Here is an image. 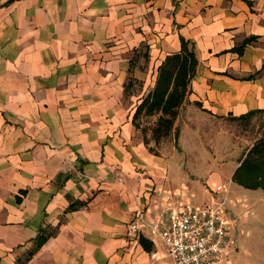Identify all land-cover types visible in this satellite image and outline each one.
Returning <instances> with one entry per match:
<instances>
[{"label":"crops","instance_id":"1","mask_svg":"<svg viewBox=\"0 0 264 264\" xmlns=\"http://www.w3.org/2000/svg\"><path fill=\"white\" fill-rule=\"evenodd\" d=\"M183 45L167 134L136 114ZM263 67L264 0H0V264H173L151 228L190 196L168 139L187 107L264 121Z\"/></svg>","mask_w":264,"mask_h":264},{"label":"rangeland","instance_id":"2","mask_svg":"<svg viewBox=\"0 0 264 264\" xmlns=\"http://www.w3.org/2000/svg\"><path fill=\"white\" fill-rule=\"evenodd\" d=\"M154 77L152 74L150 83L154 82ZM139 87L141 95H147L149 90H142V82ZM187 109L182 112L176 137L167 138L169 142H175L178 150L181 148L185 152L186 188L190 196H182L183 203L197 209L215 205L220 197L225 196L216 195V186L226 187L229 190L226 218L230 222L228 235L231 246L224 264H264V192L245 189L233 180L243 155L261 138L263 118L257 116L247 122L223 121L190 114ZM142 119V125L147 127L157 117L143 116ZM213 173L219 177L212 179L215 184L212 188L208 178L211 180Z\"/></svg>","mask_w":264,"mask_h":264},{"label":"built area","instance_id":"3","mask_svg":"<svg viewBox=\"0 0 264 264\" xmlns=\"http://www.w3.org/2000/svg\"><path fill=\"white\" fill-rule=\"evenodd\" d=\"M220 197L215 205L197 209L192 205L166 209L157 224L151 228L162 240L173 264H224L231 246L230 222L226 218V198L229 190L223 185L215 189ZM131 226V232L139 233V221Z\"/></svg>","mask_w":264,"mask_h":264},{"label":"trees","instance_id":"4","mask_svg":"<svg viewBox=\"0 0 264 264\" xmlns=\"http://www.w3.org/2000/svg\"><path fill=\"white\" fill-rule=\"evenodd\" d=\"M249 43L250 41L245 42L242 49ZM183 49L187 53V57H184L183 60H180L179 56H174L168 60V66L174 67L173 62H177L178 67L180 66L176 76H174V70L168 68L162 69L157 80L156 90L143 101L138 107L136 114L139 116L145 109L148 115L161 113L157 128L158 130L165 131L167 134L173 126V119L177 116L179 105L183 103L188 93V84L196 73L197 60L194 53L190 52L187 45H183ZM173 80L174 88L169 92L168 87H170ZM163 85L165 89H163ZM233 180L245 189L262 190L264 192V135L262 140L256 142L244 154L239 167L233 175Z\"/></svg>","mask_w":264,"mask_h":264}]
</instances>
